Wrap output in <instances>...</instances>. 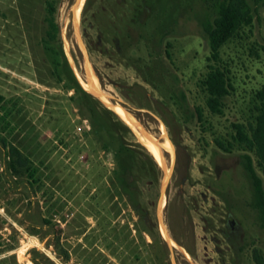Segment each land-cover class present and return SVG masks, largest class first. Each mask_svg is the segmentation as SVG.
<instances>
[{"label": "rangeland", "instance_id": "1", "mask_svg": "<svg viewBox=\"0 0 264 264\" xmlns=\"http://www.w3.org/2000/svg\"><path fill=\"white\" fill-rule=\"evenodd\" d=\"M220 1L0 0V264H256L254 253L264 256L246 151L233 139L234 124L248 128L261 105L264 11L249 0L252 24L216 63L203 22ZM49 2L59 27L52 45L84 89L96 85L103 102L94 98L130 112L163 146L118 114L131 132L111 115L93 131L46 48ZM211 64L231 84L219 115L201 86ZM105 143L127 155L116 159ZM12 147L33 163L35 181L10 170Z\"/></svg>", "mask_w": 264, "mask_h": 264}, {"label": "trees", "instance_id": "2", "mask_svg": "<svg viewBox=\"0 0 264 264\" xmlns=\"http://www.w3.org/2000/svg\"><path fill=\"white\" fill-rule=\"evenodd\" d=\"M255 6H260L264 11V0H253ZM49 16L47 22L49 24L48 38L45 39L46 48L53 57L55 66V74L59 81H63V73H69L67 87L74 90L77 96L84 100L87 116L91 127L96 134H100L105 126V117L110 115L117 119V125L122 130L131 132L130 128L125 122L113 111L104 107L92 94L87 92L73 70L71 69L65 52L62 47L54 48L52 42L57 38L59 27L55 22L54 13L56 6L53 2H49L47 6ZM253 8L249 0H221L217 6V16L214 19H207L203 22V30L208 37L211 56L210 60L219 62L221 48L234 38L239 31L249 26L253 22ZM202 90L205 92L206 105L213 114H222L225 107L224 100L230 92V81L226 70L211 64L209 71L201 81ZM261 105L257 108L258 112L255 116L253 124L247 128L243 124H234L236 134L233 139L240 145H243L246 151L241 156V163L244 171L249 179L253 191L254 205L260 213L261 227L264 228V180L257 171L253 153L257 157L258 166L262 169L264 174V87L257 94ZM180 98L185 99L184 93L180 92ZM4 96L0 95V107H4ZM180 104L179 101L175 102ZM199 118L202 119L201 111H199ZM249 130V131H248ZM219 145L225 151H231L230 147H226L223 143ZM104 148L108 152H112L116 159H121L127 155V150L124 146L118 149L113 148L109 143H105ZM144 148V147H143ZM126 150V151H125ZM146 151V150H145ZM146 155L152 159V163L157 165L152 154L146 151ZM9 168L15 175L27 173L32 181H35V174L37 169L33 163L22 155L20 150L12 147L9 151ZM119 173V172H118ZM127 174V171H123ZM132 185H125L124 192L133 195ZM256 264H264V256L260 252L254 253ZM33 264H41L37 259H33Z\"/></svg>", "mask_w": 264, "mask_h": 264}, {"label": "bare ground", "instance_id": "3", "mask_svg": "<svg viewBox=\"0 0 264 264\" xmlns=\"http://www.w3.org/2000/svg\"><path fill=\"white\" fill-rule=\"evenodd\" d=\"M97 86L96 85H93V83L91 85H88V88L89 89H94L96 91V94L99 95V92L97 91ZM107 104V103H106ZM109 105V104H107ZM110 108H112L128 125H131L133 127H136L137 130L139 132H141L143 135H145L149 140H151L153 142L154 145H157V146H163V143H158L157 140H155L154 138H152L150 135H148L141 127V125L137 122L136 118L130 113L128 112L127 110H123L121 108H116V107H113L111 105H109ZM126 114V115H125ZM162 130V129H161ZM140 135V138H144L143 135ZM165 144L167 145V149H169L168 151H171L170 150V142L167 140L165 141ZM162 164L163 166L165 165L164 164V160H162Z\"/></svg>", "mask_w": 264, "mask_h": 264}, {"label": "water", "instance_id": "4", "mask_svg": "<svg viewBox=\"0 0 264 264\" xmlns=\"http://www.w3.org/2000/svg\"><path fill=\"white\" fill-rule=\"evenodd\" d=\"M87 80L90 81V76L88 77ZM85 90H86V89H85ZM86 91H87V90H86ZM87 92H89V91H87ZM89 93L92 94L93 96L97 97L100 101H102L101 97H100L98 94L93 93V92H89ZM102 102H103V101H102Z\"/></svg>", "mask_w": 264, "mask_h": 264}]
</instances>
